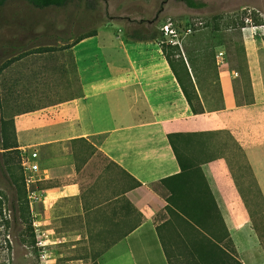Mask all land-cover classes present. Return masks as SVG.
I'll list each match as a JSON object with an SVG mask.
<instances>
[{
  "label": "crops",
  "instance_id": "1",
  "mask_svg": "<svg viewBox=\"0 0 264 264\" xmlns=\"http://www.w3.org/2000/svg\"><path fill=\"white\" fill-rule=\"evenodd\" d=\"M96 31L74 46L75 84L58 79L48 104L14 120L19 150L38 152L33 189L39 197L30 208L33 222L62 239L54 256L66 242L60 231L73 229L66 238L89 253L113 243L99 264H170L163 239L175 264H196L185 243L188 225L169 209L171 192L163 182L182 171L169 138L182 134L175 137L182 161L199 165L203 175L189 178L191 190L205 178L226 225H220L221 243L231 241L244 264H264L228 156L239 152L233 137L264 198V24L182 33L178 45L192 77L186 87L197 111L156 42L158 33L139 39L109 26ZM35 95L24 84L19 88L21 99ZM70 198L77 204L71 211L64 204Z\"/></svg>",
  "mask_w": 264,
  "mask_h": 264
},
{
  "label": "rangeland",
  "instance_id": "2",
  "mask_svg": "<svg viewBox=\"0 0 264 264\" xmlns=\"http://www.w3.org/2000/svg\"><path fill=\"white\" fill-rule=\"evenodd\" d=\"M208 1L202 9L204 12H191L187 6L171 0H99L96 8L88 7L86 0H73L63 7L44 9L24 0H8L0 7V120L4 117L16 121L21 111L48 104L52 86L58 79L60 82L65 79L66 85L67 79L75 84L78 75L74 46L82 34L109 26L126 36L158 33L155 41L161 44L162 29L166 24L181 34L189 28L194 31L202 29L208 34L213 29L241 28L243 24L264 22V0ZM211 46L214 47L213 43L208 41L206 48L209 56L215 49L211 50ZM210 63L216 74L212 56ZM23 84L36 95L30 99L19 98V88ZM228 156L249 206L252 226L264 250L263 201L241 153L232 150ZM21 169L19 166V177ZM20 184L19 179V192L26 197ZM14 191V186L0 171V192L4 197V208L0 210V264H40L29 221L26 223L13 213L11 198ZM64 202L70 211L77 207L75 198ZM29 216L33 219L32 211ZM76 231H60L66 242L62 244L61 252L51 257L50 264L93 262L89 256L93 253H89L85 244L76 241L74 245L75 241L70 242L66 238V235ZM224 245L231 251L235 248L228 242ZM248 254L252 255L251 250Z\"/></svg>",
  "mask_w": 264,
  "mask_h": 264
},
{
  "label": "trees",
  "instance_id": "3",
  "mask_svg": "<svg viewBox=\"0 0 264 264\" xmlns=\"http://www.w3.org/2000/svg\"><path fill=\"white\" fill-rule=\"evenodd\" d=\"M8 0H0V7L4 6ZM29 4L33 5L36 8H47V7H63L68 5L73 0H24ZM99 0H86V4L90 8H96ZM170 0H163V2H168ZM176 1L177 3L183 4L187 6L189 9L188 11L191 12H204L202 9L208 5V0H171ZM256 24H264V22H257ZM96 30L80 35L75 44L78 43L80 40L92 36L96 34ZM157 36V33H150L148 35H136V38L139 39H153ZM163 52L166 55L169 65L173 72L175 73L177 79L179 80L181 86L183 87L188 101L193 107L194 111H197L196 107L194 106V100L190 95V92L187 90L186 87V79L189 80V83H192V77L189 72L188 66L186 64L185 58L183 56L182 50L178 44L172 43H162ZM193 86V85H192ZM200 112L203 111V107L199 109ZM0 171L6 176L10 184L14 186L15 191L12 195V209L15 217H22L24 222L28 223L29 221V228L33 230L34 236V244L36 245V234L34 231L33 226V219H29L31 208L30 202L28 198V190L26 186L25 180V171L22 165V157L19 151V143L17 140L16 129H15V121L14 118H7L1 117L0 120ZM212 133V132H211ZM210 133V134H211ZM216 133V132H215ZM214 133V134H215ZM182 134H171L169 135L170 141L175 148L177 153L178 159L182 166V171L177 174L165 178L163 182L168 186L170 190V195L168 196L169 200V209L179 216L183 221L188 225L189 235L188 241H186V247L188 248L191 256L196 259V264H244L240 261L236 254L235 248L233 243L230 241L231 246H233V251L229 250L225 245H223L220 241V225L226 229V225L223 221L221 213L217 207V203L210 192L209 186L206 180L203 179V182H198L197 189L198 192L195 190H191L192 181L189 178L195 174L199 173L202 175L201 168L196 165H188L184 164L180 153L178 151V147L176 144V138L180 137ZM231 137V135H230ZM234 144L236 145V149L242 154L245 158V153L243 152L242 148L237 144V142L232 137ZM247 168L251 173V167L246 163ZM19 166L21 169V177H19ZM203 176V175H202ZM182 178V179H181ZM19 179L21 181L20 186L22 187V193L24 192L26 197L21 195L19 192ZM177 179H181V183L177 181ZM177 181V182H176ZM175 183V185L173 184ZM139 182H136V185ZM203 184L207 187L208 194H204L203 192ZM180 187V189H179ZM186 191V192H185ZM191 191H195L196 193H192ZM210 193V194H209ZM263 204L264 198L260 195ZM3 195L0 192V210L3 211ZM212 202H214V209L212 206ZM173 206V207H172ZM20 212V214H19ZM27 216V218H26ZM7 224H9V220H5ZM159 231L161 227H158ZM132 229H129L130 232ZM227 237L228 232L226 230ZM162 238V237H161ZM163 241V247L168 257L170 264H175L174 258L172 253L168 249L166 243ZM113 243H108L103 245V247L94 249V258L93 262L90 264H99L97 258L106 251ZM229 245V243H228ZM37 248V247H36Z\"/></svg>",
  "mask_w": 264,
  "mask_h": 264
},
{
  "label": "built area",
  "instance_id": "4",
  "mask_svg": "<svg viewBox=\"0 0 264 264\" xmlns=\"http://www.w3.org/2000/svg\"><path fill=\"white\" fill-rule=\"evenodd\" d=\"M191 31V28L187 29V32ZM181 35L182 34L179 33L175 28L166 24L162 29L161 41L162 43L180 44L179 39ZM169 36H171L170 39ZM20 154L22 157V165L25 171L28 198L30 205L33 207V202L39 197L38 191L33 189V184L38 178L37 173L40 170L38 162L35 161L38 157V152L32 151L29 147H23L20 149ZM33 225L36 234V247L38 250L40 264H50L51 257L54 255L53 253L56 248L62 242V239L56 238L53 235L51 229H43L40 223L36 220L33 222Z\"/></svg>",
  "mask_w": 264,
  "mask_h": 264
}]
</instances>
